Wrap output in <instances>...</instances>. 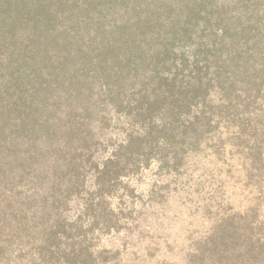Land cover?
Returning a JSON list of instances; mask_svg holds the SVG:
<instances>
[{"label":"trees","instance_id":"trees-1","mask_svg":"<svg viewBox=\"0 0 264 264\" xmlns=\"http://www.w3.org/2000/svg\"><path fill=\"white\" fill-rule=\"evenodd\" d=\"M218 2L0 0V49L10 50L0 54V264H110L123 251L97 250L96 239L135 237L146 208L174 195L193 222L214 225L193 241L199 258H232L214 238L232 225L264 264V222L250 206L236 210L229 191L236 165L264 186V10L216 25ZM44 9L47 19L29 22L27 10ZM23 15V40L41 38L28 56L12 31ZM193 20L209 23L211 47H176ZM158 23L169 33L141 43Z\"/></svg>","mask_w":264,"mask_h":264},{"label":"rangeland","instance_id":"rangeland-1","mask_svg":"<svg viewBox=\"0 0 264 264\" xmlns=\"http://www.w3.org/2000/svg\"><path fill=\"white\" fill-rule=\"evenodd\" d=\"M220 4L225 7V10L222 11V15H220L219 13L217 14L219 17H217L216 13H214L215 18L213 20L214 22H216V25L217 23L218 25L226 23L222 22V20L227 19V14H231L229 18L231 19V22L235 24L233 14L237 16L238 14H241L246 10H250L251 13L249 12L248 16H252L253 19L256 20L258 14L264 10L263 0H251V2H246L245 0H219L218 5L220 6ZM105 8L106 9L102 11L103 14H107L108 12V7ZM56 10L57 8H54V11ZM67 11L69 12V9L66 10V7L59 9L60 14L57 13V18H55L57 20L55 21V23L53 22L51 24H57L58 28H62L63 25H66L67 23H65V21L67 20L63 16L62 12L65 13ZM27 12H30L28 17L29 22L32 17L34 24L39 19H47L43 18L47 15V11L45 9L41 10L39 15L38 11L27 10ZM81 14L85 13L82 12ZM26 20L27 17L23 15L22 24H17L12 29V31L13 34L17 32L18 36V39L15 41V46L18 47V50H21L25 56H28V51L33 47V43L39 42L41 38L39 35L36 38L31 35V39L29 41L23 40L25 36H29V33H27V28L28 26L32 25L25 24V22H27ZM194 21L195 20H193L192 22ZM49 22L47 24H49ZM192 24L193 25L191 26V29H189L192 31L187 33V36L183 41L176 42V47L187 45L190 48L197 49L198 44H200L201 42H208L210 43L209 46L211 47L212 40L210 39L209 23H207V30L204 29L205 24L203 22L201 23V27L196 28H194L195 22ZM177 25L178 24H176V26ZM223 27L224 26H222V28ZM96 28L97 27H95L94 29ZM169 30L170 29L168 26H161L158 23L157 26L152 29L151 33H144V35L140 36L139 38L143 40L141 43L151 45L152 42L158 40L159 33H169ZM233 34V30H231L229 31L228 36H230V38L234 40H238V37L233 36ZM177 36L178 38L180 37L179 34ZM199 37L201 41H199ZM43 39L46 41L45 38ZM214 39L217 40V43L220 42V39ZM23 41L25 45H28L27 49H23L22 47L24 46L21 47ZM6 44L9 45L11 50H16L15 47H12V40L7 41ZM7 52L10 53V50L7 47H1L0 54H5ZM22 67L25 68V66ZM238 82H242L237 84V86L240 87L244 81ZM114 123L115 122H113L112 125ZM234 172L236 174V180L234 179L233 181L237 182H232L229 187V191L233 195V197L231 198L232 204L236 207V210H243L249 206L252 207L253 210L251 212V215L257 214L258 221L264 222V186L262 187V183L259 181V175H255V177H253V175L255 174L254 173L252 174V179L249 180L247 176L245 178L244 173L241 172V170H238L237 165L234 169ZM243 180L253 184V186L245 190V192H243L244 188H241L243 186V183L245 182H243ZM257 180L258 182H256ZM176 197L177 196L174 195V197L170 198L167 204H157L146 208L145 221L142 222V233L134 234L135 237H132V234L131 236H128L126 235L125 230H121V232L115 231L112 234L109 233L107 235L100 236L96 239L97 250L105 249L107 251L111 250L112 252H115L117 249H121L123 251L122 255H112V263L110 264H236V262H238L239 264L256 263L255 260H252L253 254H250L249 252L251 251L249 238L247 236L238 238L239 234L235 232L231 233V229L233 228L232 225H222L216 228L214 238L217 237V239L225 241L219 248L221 251L225 250V248H227L228 250L235 249V251H233V257L231 258V254H225L224 259H222V257H220L219 255H217L216 257L213 256V259H210L208 257L206 259L199 258V254L193 253L191 251L193 241H198V238L201 237L205 238L204 236L211 237V230L214 225L210 223L208 227L207 223L205 222H199L198 224L193 222L194 219L189 213L192 210L191 207L189 206L188 208H185L181 203L175 201ZM77 213L78 206L75 202H73L70 205L69 215L73 219H75L78 216ZM238 225L239 224H237L236 227H238ZM225 237L227 238L225 239ZM238 239L244 240L246 244L240 246L241 241H238ZM239 250H241L244 255L241 259L239 258L236 261V256H239ZM105 256L109 257L108 255Z\"/></svg>","mask_w":264,"mask_h":264}]
</instances>
